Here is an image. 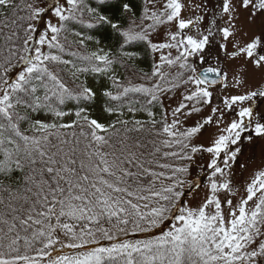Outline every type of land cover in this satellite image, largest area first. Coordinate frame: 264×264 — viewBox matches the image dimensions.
<instances>
[{
	"label": "snow or ice",
	"instance_id": "6c2138e0",
	"mask_svg": "<svg viewBox=\"0 0 264 264\" xmlns=\"http://www.w3.org/2000/svg\"><path fill=\"white\" fill-rule=\"evenodd\" d=\"M261 142L264 0H0V264H264Z\"/></svg>",
	"mask_w": 264,
	"mask_h": 264
},
{
	"label": "rangeland",
	"instance_id": "374dc122",
	"mask_svg": "<svg viewBox=\"0 0 264 264\" xmlns=\"http://www.w3.org/2000/svg\"><path fill=\"white\" fill-rule=\"evenodd\" d=\"M143 66V65H142ZM262 145H264V142H261V143H258L254 150H250V149H247L246 148V151H245V157L249 156V155H255L256 158H257V162H259V158H260V153H261V147ZM241 159H244L243 157ZM203 196V193H198L197 194V199H200L202 198ZM167 230V229H166Z\"/></svg>",
	"mask_w": 264,
	"mask_h": 264
},
{
	"label": "trees",
	"instance_id": "16d2710c",
	"mask_svg": "<svg viewBox=\"0 0 264 264\" xmlns=\"http://www.w3.org/2000/svg\"><path fill=\"white\" fill-rule=\"evenodd\" d=\"M143 67H147V65H143ZM161 228L163 230H166L167 226L166 225H162ZM160 232H161V229H156V230H154L153 233L139 234L137 237H130V238H141V239H144V238H149L151 235H159Z\"/></svg>",
	"mask_w": 264,
	"mask_h": 264
}]
</instances>
